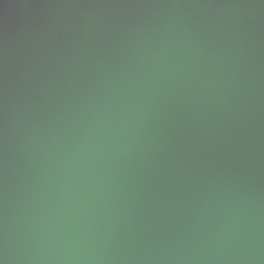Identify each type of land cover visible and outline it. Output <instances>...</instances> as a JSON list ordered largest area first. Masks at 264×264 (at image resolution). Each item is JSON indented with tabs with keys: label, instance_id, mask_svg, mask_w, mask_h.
<instances>
[{
	"label": "water",
	"instance_id": "1",
	"mask_svg": "<svg viewBox=\"0 0 264 264\" xmlns=\"http://www.w3.org/2000/svg\"><path fill=\"white\" fill-rule=\"evenodd\" d=\"M0 264H264V0H0Z\"/></svg>",
	"mask_w": 264,
	"mask_h": 264
}]
</instances>
